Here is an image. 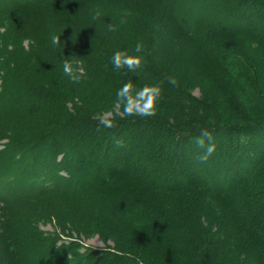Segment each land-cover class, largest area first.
Masks as SVG:
<instances>
[{
    "label": "rangeland",
    "instance_id": "rangeland-1",
    "mask_svg": "<svg viewBox=\"0 0 264 264\" xmlns=\"http://www.w3.org/2000/svg\"><path fill=\"white\" fill-rule=\"evenodd\" d=\"M25 1L28 0H0V10L13 8ZM32 1L34 7L29 8L28 13L16 11L0 15V63L7 64V66L0 64V102L1 98L8 96L13 98L12 96L26 90H19L18 87L21 85L23 88L26 87L23 81L27 83L30 71L34 77L43 74L32 66L31 61L30 65L18 66V63H28L29 58L33 59L34 50L43 58L46 76L50 80L49 86L56 88V84L61 82V85L68 87L71 80L63 74V63L67 59L83 72L80 82L76 84L79 92L93 93L94 97L112 93L115 95L123 84L135 83L129 74L128 81L116 77L107 79L102 75L105 69L107 71L110 69L111 55L117 50L132 52L142 37L154 34L159 41V65L168 79L174 77L181 91L192 93L203 98L206 103L216 106L218 111L223 113V122L227 126L248 125L254 122L253 120L256 121L258 116L254 115L261 113L264 108V100L261 99L264 92L256 93V90L259 92V86L248 84L250 80H261V84L264 82L262 0H73V4L82 6V11L90 12L87 15L81 11L78 20H70L60 9L64 5H70L66 0ZM57 2L59 5H56ZM93 10L100 12L101 19L94 20L92 26L90 22L93 20L91 15ZM125 15L132 19L137 25L136 28L127 25L126 22L124 26L122 25L121 21ZM183 16L193 20L191 22L194 23V34L181 28L180 19ZM109 24L115 25L116 31H109ZM54 35H60L62 43L60 46L52 44ZM19 58H24L23 62ZM122 73L127 75L125 72ZM33 76L29 83L34 80ZM232 82L236 86L232 88L233 93L230 91L231 88H227V85L232 86ZM24 96H27V93L22 97ZM51 97L56 100L57 95ZM115 104L117 112L119 106L116 101ZM227 105L229 110L225 109ZM165 110L170 111L175 118L187 116L185 114L187 112L169 107L162 98L158 113ZM109 114L112 112L109 111L105 115ZM190 119L196 127L206 124L201 117L190 116ZM25 122L27 125L30 120L9 118L6 121L5 132L10 137H17L20 127H23L22 124ZM62 133L60 136L64 140V152L55 162L48 163L47 156L36 153L27 160L13 163L11 166L17 173L20 170L27 171L33 179L48 187L63 189L64 184L71 180L80 181L68 188L69 194L64 199H61L60 195L50 193L41 196L42 198L23 202L25 204L15 208H8L0 201V264H63V258L54 259L55 252L50 251L53 247L65 250L69 256L75 254L76 258L81 255L80 253H85L80 257L81 261L78 264H121L119 259L109 262L104 257L95 258L106 250L131 255L130 251L139 257L142 264H192L200 253V247L182 245L179 248L180 239L185 238V235L169 231L172 234L170 240L160 241L154 238V231L144 232L135 223L116 221L117 217L114 215L106 220L105 216H99L96 210L83 209L81 202L85 203L84 201L95 206L91 209L102 206L108 200V192L119 190L122 185L124 188L136 186L138 192L132 196L142 193L141 200H146V196L149 199L150 196L143 190L146 184L141 181L148 182V179L150 180L148 183L157 189L156 193L151 195L149 203L157 209L161 223H167L169 226H172L171 222L174 226L185 223L180 228L189 232L201 221L213 232L217 230L215 234L221 230L220 233L226 237L224 245H233V256L225 264H264V243L255 236L238 239L233 232L241 225V219L246 221L245 214L250 216L255 213V205L249 202L248 194L264 191V156L251 172L248 170L243 173L241 180H235L226 170L219 172L220 168L216 171L208 169L207 161L201 162L197 159L200 162L198 165L191 164L193 162L190 154L185 150L180 157L178 155L176 160L173 159L174 168L183 167L189 172L177 174L178 171H174V168L167 164L175 154L174 146H169L165 150L168 156L163 158L162 155L159 156L162 162L165 160L167 164L164 166L163 177L167 178L170 174L174 178H188L187 182L189 178L202 180L189 181L186 190L178 192V188L154 184L156 179L152 180L147 174L146 180L143 176L137 175L138 171L135 169H132L134 172L129 169L118 170L119 172L111 174V178L109 176L107 180L104 179L109 173L106 172L103 162L97 164L93 160L95 154L96 156L101 154L99 152L92 154L87 139L83 140L81 136L69 139L64 131ZM146 133L148 136L132 151L130 160L137 164L138 170L147 165L149 171L155 169L154 163L158 157L154 150H157V145L154 147L148 143L154 131L148 130ZM256 139L258 138H253ZM229 142L230 140L221 148L226 153L231 148ZM3 146L0 143V148ZM117 146L116 144L115 148ZM262 147L264 149V145ZM70 148L82 150L86 157L85 162L76 163V159L69 154ZM236 148L242 151L239 147ZM121 151L119 148L113 152L110 150L114 159L108 161L112 167L118 163L122 164L119 153ZM164 162L162 166L165 165ZM205 172L209 176L211 173L215 176V186L210 182L205 184V181L211 180L199 175ZM218 172L219 175L227 177L222 180L217 176ZM125 180L127 181L124 182ZM177 192L181 195L178 196ZM160 193L162 195L159 196ZM211 194L218 196L220 201L210 202ZM137 203L130 208L131 216L135 218L139 217L137 212L143 209ZM211 205H216L217 212L209 210ZM113 209L121 211L118 207ZM170 210L177 212L175 221H165L164 216L169 214ZM174 226L172 229H175ZM69 260L76 262V259Z\"/></svg>",
    "mask_w": 264,
    "mask_h": 264
},
{
    "label": "trees",
    "instance_id": "trees-1",
    "mask_svg": "<svg viewBox=\"0 0 264 264\" xmlns=\"http://www.w3.org/2000/svg\"><path fill=\"white\" fill-rule=\"evenodd\" d=\"M66 1L70 5H64L60 9L64 11L70 20H78L80 12L82 11V6L76 5L75 3L73 4V0ZM32 3V0H28L22 4L19 3L13 8L0 10V15L12 14V12L16 11L28 13V9L34 7L32 6ZM56 5H59V2H57ZM82 12L87 13V15L90 14V12L87 11ZM123 21L131 27L136 28L137 26L132 19L126 15L124 16ZM191 21L193 20L183 16L180 19L182 25L181 28L191 34H194V23ZM194 21L196 22V19ZM124 22L122 23L123 26L125 25ZM90 25H94V20L90 22ZM139 33L141 34L140 30ZM140 42H143L145 45L147 63L143 69L139 70V74L127 70H117L111 64L109 71L105 69L102 75H104L107 79L116 77L117 79L128 81L129 78L127 76L129 74L132 76V81L135 85H138L139 87H143L144 85L160 84L163 89L162 98L169 105V107H174L180 112L183 110V112H187L185 113L187 116L179 117L176 114L177 118H175L170 111L165 110L164 112L159 111L160 113H157L155 117H149L146 119L134 117L119 119V126L116 128L104 129L99 127L98 120L102 114L105 115L111 111V115H116V94L114 95V93H112L96 97L93 96V93L82 94L79 92L77 85L73 84L72 81L68 83L67 88L61 85V82L56 84V88L49 86L50 80L46 76L47 73L43 58L38 51H32L33 59L29 58L27 60L28 63H18V66L21 67L23 65H30L29 61H31L32 66L44 75L42 74L34 77L32 75V71H30L27 83L23 81L26 87L23 88L22 85L18 87L19 90H26L17 93L16 96H12L13 98L9 96L4 99L1 98L0 102V143L4 145L0 148V201H3L8 208H15L18 205L25 204L23 202L27 203L28 201L39 199L42 198L41 196L50 193L60 195L61 199H64L69 194L68 188L80 181L79 179L71 180L67 184H64L63 189L55 186L48 187L37 179H33L32 175H28V172L24 169V172H21L20 170V172L17 173L11 166L13 163H20L23 160H27L30 156L36 153L42 156H47L48 163L50 161H52V163L53 161L55 162L56 159H58V156H62V153L64 152L63 147H65V144L64 140L61 139L62 136H60L63 131L69 139H74L76 136H81L83 140L84 138L87 139L86 141L89 144L92 154L94 155L96 152L101 154L100 156H96L95 154V159L93 160L97 164L100 161L103 162L106 172L109 173L107 177H104L105 175L103 176L104 179L107 180L109 176L111 178V174L116 173L118 170L129 169L134 172L132 169H135L138 171L137 175L146 178L147 174L152 178V180H154V178L156 179L154 180V184H159L161 187L163 186L167 188L175 187L178 188V192L186 190L189 181L195 182V180H200L202 182V180L198 178H189V181L187 182L188 178H174L171 177L170 174L169 177L164 178V166L166 167L168 164V166L174 168V162L178 158V155L180 157L185 150L186 153L188 152L190 154L189 157H191V162H193L191 164L195 163L198 165L200 162H198L197 159L205 154V149L198 147L195 142L200 137L201 129H205L211 134V143L217 147H215L212 155L208 158V160H206L208 169L216 171V169L220 168L219 172H221V170H226L227 173L231 175L232 179L241 180L243 178V173L245 174L248 170L251 172L254 166L259 163L264 156V149L262 147V145H264V108H262L261 113H256L254 115L258 116L256 121L253 120L254 122L248 125L245 124L246 126L243 125L240 127V125L234 124L227 126L223 122V113L218 111L219 109L216 108V106L206 103L203 98H199V96L187 93L186 91H181L178 87V83L176 85H172L168 82V76H166L165 71H163L159 65L160 48L157 36L152 34L147 37H142ZM133 50L134 48L132 51ZM19 59L21 62L24 60V58ZM4 60L6 59H3V61ZM0 64L2 66H7L6 63ZM122 72H125L127 75ZM32 76L34 77V80H31V83H29ZM258 82H260V85ZM262 83L263 84H261V80H250L248 84L249 86H259V92L256 90V93L260 94L261 92H264V82ZM227 88H231L230 91L233 93L232 88H236V86L234 82H232V86L228 87L227 85ZM56 89H58L57 92L52 91ZM235 90L239 92L237 89ZM24 93H27V96L22 97ZM55 94L57 95L56 100L51 97L52 95L56 96ZM263 97L264 95H262L261 99L264 100ZM225 109L229 110L228 105L225 106ZM190 116L194 118L201 117L206 124L196 127L190 119ZM9 118H14V120L18 118L19 120L25 119V121L29 119L30 123H27V125H25L26 122L22 124L23 127H20V132H18L17 137H10V135L5 132V130H7L6 121ZM148 130L151 132L154 131L152 136H150L151 141L148 143H150V145L153 144L154 147L157 145V150L153 149L156 151L158 159L154 163L155 169L150 168L151 170L147 171L148 166L143 165L142 170H138L137 164L130 160L131 154L140 142L148 136L146 133ZM62 135L64 134L62 133ZM254 137L258 139L253 140ZM229 140L231 148L230 151L226 153L225 150L221 148L225 147ZM233 140L235 141L233 142ZM118 141L122 146H117V148H115ZM233 143L236 144V146ZM172 145L174 146L173 148L175 151L174 157L170 158L169 162L166 161L167 164H165L164 160L163 162L165 165L162 166L163 156H168L165 150L167 147ZM192 145L194 146L193 148ZM236 147H239L242 151ZM248 147L252 148L248 149ZM118 148L122 150L119 152L121 154L120 160L122 164L118 163L117 166L115 165L112 167L108 161L110 159H114V157L111 156L110 150L113 152ZM81 151L74 148H70L69 150V154L74 157L76 159V163L79 164H82L86 160L85 154ZM193 152L197 153L193 154ZM160 155H162V158L159 157ZM184 155L185 154H183V156ZM200 169L202 170V168ZM174 171H178L176 172L177 174L189 172L183 167L177 169L174 168ZM219 172L216 174L217 176H220L222 180L227 177L219 175ZM199 175L204 176L202 178H211V180L205 181V184H209L208 182H210V184L215 186V176L212 173L210 176L206 172L203 174L199 173ZM168 178L171 179L167 180ZM147 179L148 178H146V180ZM61 181L64 182L63 180ZM126 181L127 180L124 182ZM141 181L146 184V186L143 187V190L150 196L149 199L148 196H146V200H141L143 198L142 193L137 196H132V194H136V192H138V188L136 186L130 185L132 188H124L122 185L119 190L114 189L110 193L108 192L109 195L107 196V202L95 209H91L95 206H91L89 202L83 200L85 202H81L83 209L86 208L88 210H96V212L99 213V216H105L106 220L112 217L111 215H114L117 217L116 221L123 223L130 221V223H135L137 226L141 227L144 232L154 231L155 234L152 233L155 235L154 238L160 241L167 242V240H170L169 237H172L171 233L174 234V232H179L180 235H185V238L180 239L181 244L179 243V248H181L182 245L188 247L191 245L200 247V253L196 256L195 261H193L192 264H225L230 260L233 256L232 253L234 252L233 245H224L226 237L220 233L221 230H218L215 234L217 230L213 232L207 224H203L201 221L189 232L183 231L182 228H180V226L185 223H178L177 226H174L172 222V226L167 225V223H161L160 215L157 209L149 203L151 195L155 194L157 189L148 183L150 181L149 179L148 182L144 180ZM189 185H191V183H189ZM222 185L225 184L222 183ZM178 192L177 195L180 196L181 194ZM160 195L162 194L160 193L159 196ZM208 200L209 199L207 198L206 201L208 202ZM248 200L251 204L255 205V213L253 215L250 214V216L245 214L244 217L246 221H243L240 217L242 223L238 226L237 231L233 232L236 236H238V239L255 236L264 243V191L259 190L249 193ZM213 201L219 202L220 200L218 199V196L211 194L210 202ZM195 202L196 201H193V203ZM135 203H137L140 208H143L137 212V214H139L138 218L131 216L132 212L130 211V208L131 205H134ZM153 203L155 204V202ZM84 205H86V207ZM113 207H118L121 211H113ZM209 210L217 212L216 205L209 206ZM170 211L171 212H169V214L164 216L165 221H175L174 218L177 212H174L173 210ZM234 215L236 216V214ZM239 216H241V214H239ZM160 224L161 227L159 228ZM173 226L175 229H172ZM58 249L53 247L50 251L55 252L54 259L61 260V258H63V264H78L81 261L80 257L85 254L79 252L81 255L76 258L75 254L73 256H69L65 250L63 251L61 248ZM106 251L98 254L95 258L101 259L104 257V259L109 262L113 259H119L118 261L121 264H142L139 262V257L130 251L129 253L131 255ZM70 258L76 259V262H70Z\"/></svg>",
    "mask_w": 264,
    "mask_h": 264
},
{
    "label": "clouds",
    "instance_id": "clouds-1",
    "mask_svg": "<svg viewBox=\"0 0 264 264\" xmlns=\"http://www.w3.org/2000/svg\"><path fill=\"white\" fill-rule=\"evenodd\" d=\"M93 20L101 19L98 10H93ZM124 21L122 20L121 23ZM109 31H116V26L109 24ZM52 44L60 46V35L52 36ZM111 63L117 70H127L139 74V70L146 66L145 45L143 42H137L132 52L128 50H117L111 56ZM63 74L67 76L73 84L80 82L83 72L78 67H74L70 60L63 63ZM176 85L174 78L168 81ZM163 96V89L160 84L144 85L137 87L133 83L123 84L116 92V103L119 106L116 115H101L98 120V126L104 129H112L119 126V119L128 117L146 119L155 117L158 113V106ZM207 141V143H206ZM196 145L205 149V154L199 157L201 162H205L214 152L215 146L211 143V134L205 130H200V137L195 141ZM118 146H122L117 142Z\"/></svg>",
    "mask_w": 264,
    "mask_h": 264
}]
</instances>
